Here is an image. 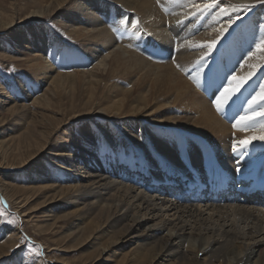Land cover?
<instances>
[{
    "label": "bare ground",
    "instance_id": "bare-ground-1",
    "mask_svg": "<svg viewBox=\"0 0 264 264\" xmlns=\"http://www.w3.org/2000/svg\"><path fill=\"white\" fill-rule=\"evenodd\" d=\"M9 1L10 16L0 6V32L13 40L37 81L41 95L33 103L66 100L84 121H123L122 131L114 123L92 124L104 128L88 135L86 160L76 155V141L71 148L52 147L61 166L56 174L64 173L60 179L67 183L56 185L54 194L72 221L70 235L100 242L101 253L126 248L124 264H264V141L232 150L234 142L260 135L264 124L260 101L250 130L232 127L264 85V52L256 49L264 37V2ZM250 4L256 7L243 8ZM17 12L29 16L18 21ZM213 40L209 51L204 45ZM252 72L217 113L213 101L228 79ZM18 85L38 92L36 85ZM8 105L0 99L2 111ZM27 136L43 147L37 136ZM175 181L181 188L167 186ZM0 194L8 196L3 187Z\"/></svg>",
    "mask_w": 264,
    "mask_h": 264
},
{
    "label": "rangeland",
    "instance_id": "rangeland-1",
    "mask_svg": "<svg viewBox=\"0 0 264 264\" xmlns=\"http://www.w3.org/2000/svg\"><path fill=\"white\" fill-rule=\"evenodd\" d=\"M0 6L6 10L5 16L13 13L9 0ZM253 7L243 8L251 11ZM259 8L264 10V6ZM256 10L257 8L253 9V12ZM28 16L29 12H17L13 17H17L15 20L19 21ZM48 22L51 29H58L54 21ZM0 53V99L10 101L6 110L0 109V187H3L10 197L6 198L4 194H0V264H124L122 259L127 253L126 248L120 249L122 252L119 255L109 251L101 253L97 250L100 242L97 245L85 237L70 235L68 223L71 224L72 221L64 218L66 210L60 205V196L54 194L58 185L66 186L67 183L61 182L60 179L65 176L64 173L56 174V169L59 170L61 166L54 157L56 152L52 147L65 143L71 148V143L76 141V155H79L80 151V156H87L89 149L85 143L89 139L88 135L104 128L93 127L92 124L100 125L106 122L105 119L91 118L84 121L87 116L83 117L84 115L78 112L80 108H71L66 100L60 103L62 107L53 101L48 107L33 103V100L41 95V91L38 90L35 77L27 74L26 60L23 54H20L22 52L13 40L7 37L6 32H0ZM210 68L215 75L219 73L215 67ZM19 81L28 83L30 87L36 85L38 92L27 94L19 87ZM4 92L6 98L1 97L5 95ZM9 107L15 111H9ZM19 110L27 111L25 116L18 115L21 114ZM72 116L78 117L72 119ZM122 122L106 123H114L117 130L122 131ZM147 123L149 126L153 124L143 120V124ZM80 125L83 126V131ZM28 133L37 136L43 147L39 148L32 143ZM48 133L52 135L48 141H43L40 134L48 136ZM64 148L67 149L66 146ZM135 150L144 152L137 148ZM160 157L165 159L161 155ZM83 159L86 160V157ZM166 163L179 168V165L167 160ZM37 172L45 177L48 175L49 181L34 179ZM260 182L262 180L256 181L255 184H261ZM179 184L181 183L175 181L167 186L181 188ZM234 192L238 195L242 191ZM11 232V239L7 240V234Z\"/></svg>",
    "mask_w": 264,
    "mask_h": 264
},
{
    "label": "snow or ice",
    "instance_id": "snow-or-ice-1",
    "mask_svg": "<svg viewBox=\"0 0 264 264\" xmlns=\"http://www.w3.org/2000/svg\"><path fill=\"white\" fill-rule=\"evenodd\" d=\"M260 2H264V0H260ZM211 5H205V8L210 7ZM254 5H244V8H250L253 7ZM199 7V6H197ZM122 23V21H121ZM136 23L132 22V27L136 28ZM220 32V35H223L224 30H218ZM217 41L213 40L211 43H208L207 45H204V47H207L209 51H211ZM256 49L257 51L264 52V37H261L259 42L256 44ZM255 73H249L248 77L240 78L237 79L235 77H230L228 79V84L224 86V90L220 92V95L217 96L216 100L213 101L214 107L217 111V113H221L224 110V105L228 103V101L237 93L240 91V89L244 86V84L247 82L248 79L251 78L252 75ZM261 91L257 96H254L250 101H249V108L245 110L246 114L243 116H240L239 119L232 125L234 129L244 131L246 129L250 130V124L249 122L252 120H255L257 118V113L253 111V106L258 105L260 101H264V85H261ZM251 113V114H249ZM259 116H264V110L259 111L258 113ZM262 132L260 135L256 137H250L248 140H241L239 142H234L232 145V150L234 153L240 152L241 149H246L251 141L253 139L256 140H261L264 141V124L261 125ZM237 171H239V168H237Z\"/></svg>",
    "mask_w": 264,
    "mask_h": 264
}]
</instances>
